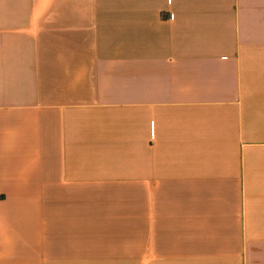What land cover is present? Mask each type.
<instances>
[{
  "label": "crops",
  "instance_id": "obj_1",
  "mask_svg": "<svg viewBox=\"0 0 264 264\" xmlns=\"http://www.w3.org/2000/svg\"><path fill=\"white\" fill-rule=\"evenodd\" d=\"M0 264H264V0H0Z\"/></svg>",
  "mask_w": 264,
  "mask_h": 264
}]
</instances>
